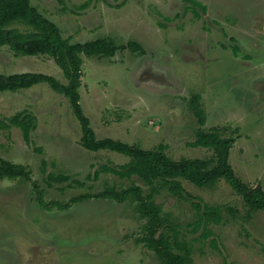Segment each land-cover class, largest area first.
I'll return each mask as SVG.
<instances>
[{"label": "rangeland", "instance_id": "rangeland-1", "mask_svg": "<svg viewBox=\"0 0 264 264\" xmlns=\"http://www.w3.org/2000/svg\"><path fill=\"white\" fill-rule=\"evenodd\" d=\"M31 2L72 42L107 37L145 50L83 55L80 103L98 138L146 149L165 144L174 159L204 158L213 151L190 142L200 127H218L236 138L230 154L236 174L264 188V0ZM28 71L68 82L52 56H17L0 47V74ZM193 94L201 96L203 126L190 108ZM24 110L37 119L30 143L20 127L0 128V157L24 165L32 176L0 179V264H161L141 241L147 220L136 204L94 196L132 184L150 191L138 176L103 170L131 157L85 148L70 99L48 83L0 92L1 120ZM61 175L68 179L50 178ZM183 184L203 204L224 210L221 222L194 232L198 211L189 200L166 188L155 196L191 247L190 264H264V210L250 213L224 180L212 188ZM82 195L89 197L71 202Z\"/></svg>", "mask_w": 264, "mask_h": 264}, {"label": "trees", "instance_id": "trees-1", "mask_svg": "<svg viewBox=\"0 0 264 264\" xmlns=\"http://www.w3.org/2000/svg\"><path fill=\"white\" fill-rule=\"evenodd\" d=\"M62 1V0H60ZM200 5L198 1H194ZM85 5H87L85 3ZM197 13V12H196ZM8 46L15 55L47 54L54 58L62 69L68 82L65 84L53 75L42 72H20L0 74V92L16 91L30 88L38 83H48L56 92L70 99L72 109L82 127V145L92 151L112 150L131 157V160L118 166L104 165L103 170L131 178L138 176L150 186L147 194L141 186L132 184L118 191L108 187L97 198L107 197L117 201L130 199L136 204V209L142 218L147 220L146 234L141 241L153 250L161 264H190L192 249L188 242L180 239L178 229L169 224V218L162 215V206L155 196L162 188H166L173 196L189 200L198 211L191 225L195 232L211 223H219L223 219V208L203 204V201L188 192L183 184L186 180L201 188H212L219 181H226L232 189L242 197L249 212L264 210V188L261 184L252 186L244 182L235 172L230 163L231 149L236 141L233 136H225L218 127L196 131L195 139L190 142L194 147L211 149L213 154L204 158L182 157L174 159L166 152V145L159 144L152 149H146L138 144H129L111 137L98 138L91 126L90 118L84 113L80 103L79 88L82 85L83 55L97 57H112L118 50L125 48L144 53L145 50L135 41L119 45L113 39L100 37L86 42H72L65 37L59 25L43 14L31 0H0V47ZM235 45L234 52H238ZM199 94H193L189 101L190 108L198 117L200 125L206 122V114ZM20 127L26 142H31V132L37 126L36 116L29 111H21L0 119V128ZM25 178L31 180V172L24 165L13 163L0 157V179ZM52 180L63 181L68 176L50 177ZM89 195L77 196L71 202H78ZM56 204V202H53ZM57 205V204H56ZM234 211V212H233ZM232 215L235 210L231 209ZM167 228L166 231L160 229ZM159 232V235H158ZM207 235V233H205Z\"/></svg>", "mask_w": 264, "mask_h": 264}]
</instances>
